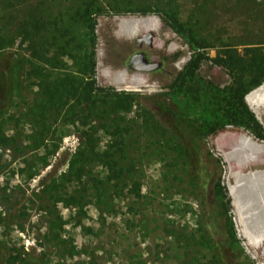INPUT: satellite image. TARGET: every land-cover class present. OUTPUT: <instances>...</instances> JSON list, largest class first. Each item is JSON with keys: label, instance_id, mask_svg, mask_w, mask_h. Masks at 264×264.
Wrapping results in <instances>:
<instances>
[{"label": "rangeland", "instance_id": "rangeland-1", "mask_svg": "<svg viewBox=\"0 0 264 264\" xmlns=\"http://www.w3.org/2000/svg\"><path fill=\"white\" fill-rule=\"evenodd\" d=\"M131 1V8L152 11L118 14L106 4L94 30L97 85L139 93L138 103L119 112L115 126L106 129L99 120L63 125L58 120L42 140L39 127L20 115L35 103L37 89L25 78L24 68L15 76L14 98L0 111V264H258L239 234L231 179L214 138L236 129L264 141V117L254 113L260 135L226 124L199 141L204 151L197 153L174 114L178 106L198 114L200 104L212 96H204L206 86L232 84V76L213 58L223 42L264 40V0H172L165 6L164 0ZM166 8L190 30L182 33L169 26ZM146 15L159 18L170 32L162 48L154 47L153 36L150 42L141 35L118 36L111 22ZM174 41L178 47L170 50ZM190 44L205 46L196 50ZM10 50L18 53L16 59L28 53L24 44ZM66 61L76 68L70 58ZM190 62L194 76L183 85L177 78ZM103 67L142 72L147 83L109 82L100 72ZM120 140L118 149L115 142ZM89 141L98 152L114 149L116 164L95 160L88 177L79 181L69 172L70 163ZM183 148L191 149V159ZM210 157L218 158V165ZM218 174L228 202L221 216L215 213L221 202L209 193V181ZM78 194H83L79 200ZM230 226L235 242H230Z\"/></svg>", "mask_w": 264, "mask_h": 264}, {"label": "trees", "instance_id": "trees-1", "mask_svg": "<svg viewBox=\"0 0 264 264\" xmlns=\"http://www.w3.org/2000/svg\"><path fill=\"white\" fill-rule=\"evenodd\" d=\"M164 1V6L172 3V0ZM158 3H161V0L155 2ZM106 4L118 14L135 10L142 14L152 11L149 7L131 8V4H134L131 0H0V111L12 102L14 79L22 68L25 78L30 79L31 85L36 87L37 96L35 103L20 115L39 127V138L42 140L49 136L53 123L58 120L63 125L99 120L106 129L115 126L119 112L138 103V92L100 87L96 83L94 30L96 16L103 12ZM167 9L169 8L164 12L167 24L175 31L188 32L190 28H186V24L181 22L172 10ZM246 11H250V8ZM82 39L88 44H82ZM15 44H20V47L25 45V50L28 51L26 57L16 59L15 55L18 53L10 50ZM190 45L196 50L205 46ZM67 57L74 61L76 68L67 67ZM213 61L229 72L232 84L223 89L206 86L204 96H212L200 104L198 114L181 110L179 106V111L174 114L175 119L189 132L191 147L197 150V153L204 151L199 141H203L207 135L226 124L260 135L258 131L261 124L245 101V96L264 81V40L240 44L223 42L219 45ZM23 62L26 67L20 66ZM61 64L65 67L58 66ZM194 69L193 62L188 63L177 80L183 83L191 79ZM190 90L193 91L194 87ZM122 143L123 140H120L119 143L115 142V145L119 149ZM108 149L98 152L89 141L73 155L69 172L82 181L90 174L89 166L95 160L115 165L112 154L116 151L113 149L109 153ZM120 150L123 152L122 148ZM182 150L191 159V149ZM210 160L216 165L220 162L218 158L210 157ZM209 184L213 201L221 202L217 205L221 210L215 212L221 216L222 210L227 212L228 202L219 182V174L217 178L213 177ZM134 190L138 193L135 187ZM78 195V200L83 197V194ZM70 200L72 203L76 202L73 196H70ZM230 237V242L236 241L231 226Z\"/></svg>", "mask_w": 264, "mask_h": 264}, {"label": "bare ground", "instance_id": "bare-ground-1", "mask_svg": "<svg viewBox=\"0 0 264 264\" xmlns=\"http://www.w3.org/2000/svg\"><path fill=\"white\" fill-rule=\"evenodd\" d=\"M111 22L116 25V34L120 37L133 38L150 34L154 39V47L162 48L170 32L156 16H120ZM172 35V34H171ZM178 47L171 42L170 50ZM101 74L115 84L146 85L142 72L129 74L127 70L114 72L108 67L100 70ZM246 102L257 118L264 117V81L246 94ZM214 143L222 156L231 183L229 191L239 234L246 238L247 251L258 264H264V141H259L247 133L227 129L219 132Z\"/></svg>", "mask_w": 264, "mask_h": 264}, {"label": "water", "instance_id": "water-1", "mask_svg": "<svg viewBox=\"0 0 264 264\" xmlns=\"http://www.w3.org/2000/svg\"><path fill=\"white\" fill-rule=\"evenodd\" d=\"M143 39H144L146 42H150L151 39H152V35L147 34V35L143 36ZM256 117H257V116H256Z\"/></svg>", "mask_w": 264, "mask_h": 264}]
</instances>
